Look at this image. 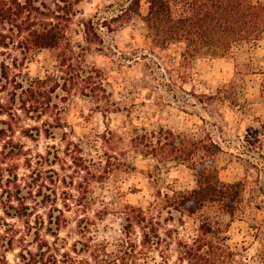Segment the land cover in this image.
Returning <instances> with one entry per match:
<instances>
[{"label": "rangeland", "instance_id": "rangeland-1", "mask_svg": "<svg viewBox=\"0 0 264 264\" xmlns=\"http://www.w3.org/2000/svg\"><path fill=\"white\" fill-rule=\"evenodd\" d=\"M76 2L72 49L102 71L107 93L100 100L61 91L53 114L39 118L16 105L0 115V264H178L176 242L197 233L192 218L161 223L162 240L152 248L142 246L138 226L125 229L126 218L136 214L132 208L160 218L165 194L196 184L185 165L133 150L137 130L161 127L222 147L216 157L221 180L245 185L228 244L245 263L264 264V40L224 57H191L182 43L151 48L137 17L113 21L128 0ZM87 20L100 35L91 44L82 33ZM58 53L38 49L20 70L31 78L59 73ZM15 91L9 84L0 102L14 104ZM23 196L35 213L12 216ZM48 214L60 217L59 228Z\"/></svg>", "mask_w": 264, "mask_h": 264}, {"label": "trees", "instance_id": "trees-1", "mask_svg": "<svg viewBox=\"0 0 264 264\" xmlns=\"http://www.w3.org/2000/svg\"><path fill=\"white\" fill-rule=\"evenodd\" d=\"M76 4V0H0V91L9 84L16 90L15 95L20 90V98L11 106L0 102V115L16 111V105L39 118L53 114L58 108L53 102L54 95L61 91L75 90L100 100L105 97L107 90L103 87L102 71L87 65L72 49L69 29L73 16L78 13ZM134 17L143 22L151 48L165 49L182 43L191 57H224L234 48H255L264 40V1L128 0L112 20L128 22ZM82 24L83 37L88 44L100 39L92 20ZM41 48L59 50V73L27 77L20 70L22 59ZM12 49L19 51L22 58L11 57ZM8 57L12 58L11 62L7 61ZM131 142L135 152L159 163L175 161L185 165L192 171L196 184L171 189L172 195L165 194L162 205L165 211L160 218L132 208L136 214L126 218L125 229L129 231L138 226L142 246L152 248L162 240L161 223L192 218L197 222V233L192 240L176 242L180 254L178 264H247L237 258L228 244L231 223L244 201L245 185L241 180H221L216 157L223 152L222 147L211 138L182 137L162 127L150 133L137 130ZM28 193L36 205H45V200L36 199L37 192ZM24 198H17L21 208L12 206V216L23 218L35 213L36 205L26 204L27 198ZM50 200L53 202L52 198ZM164 214L169 218L161 220ZM225 216L227 221H224ZM56 220L48 214V223L59 228L60 217ZM19 256L25 261L23 251Z\"/></svg>", "mask_w": 264, "mask_h": 264}]
</instances>
